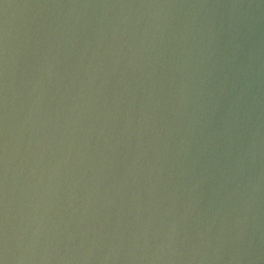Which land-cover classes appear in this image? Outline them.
Instances as JSON below:
<instances>
[{"label": "water", "instance_id": "1", "mask_svg": "<svg viewBox=\"0 0 264 264\" xmlns=\"http://www.w3.org/2000/svg\"><path fill=\"white\" fill-rule=\"evenodd\" d=\"M0 264H264V0H0Z\"/></svg>", "mask_w": 264, "mask_h": 264}]
</instances>
